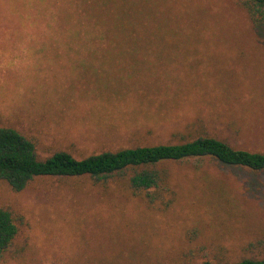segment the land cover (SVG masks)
Masks as SVG:
<instances>
[{
	"label": "rangeland",
	"instance_id": "rangeland-1",
	"mask_svg": "<svg viewBox=\"0 0 264 264\" xmlns=\"http://www.w3.org/2000/svg\"><path fill=\"white\" fill-rule=\"evenodd\" d=\"M257 26L242 0H0V125L40 158L198 135L264 152ZM159 167L167 183L149 193L87 176H38L21 191L0 182L19 225L1 264L264 256V169L211 157Z\"/></svg>",
	"mask_w": 264,
	"mask_h": 264
},
{
	"label": "trees",
	"instance_id": "trees-1",
	"mask_svg": "<svg viewBox=\"0 0 264 264\" xmlns=\"http://www.w3.org/2000/svg\"><path fill=\"white\" fill-rule=\"evenodd\" d=\"M242 4L256 26L264 25V0H242ZM91 39H95L92 44H101L96 41L97 37ZM112 46L110 44L93 50H102L99 53H104ZM198 157H211L227 165L251 170L264 169V152L235 148L220 138L208 135H198L176 143L106 149L83 158H76L70 152L59 149L40 158L36 144L30 137L12 126L0 125V182L15 191L23 190L38 176H87L100 183H106L109 179L124 180L132 191L149 193L167 183V171L160 168L159 164ZM18 228L17 215L0 206V264ZM198 264H264V256L243 257L235 261L204 260Z\"/></svg>",
	"mask_w": 264,
	"mask_h": 264
}]
</instances>
